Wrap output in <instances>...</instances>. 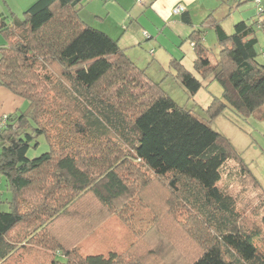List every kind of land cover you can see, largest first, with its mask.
I'll return each instance as SVG.
<instances>
[{"label":"trees","instance_id":"trees-1","mask_svg":"<svg viewBox=\"0 0 264 264\" xmlns=\"http://www.w3.org/2000/svg\"><path fill=\"white\" fill-rule=\"evenodd\" d=\"M217 1L196 27L189 11L177 14L191 27L185 40L193 71L177 57L167 70L190 95L204 78L220 85L222 94L204 108L206 119L174 101L116 39L82 21L83 0H35L9 21L0 18V85L27 102L0 126V175L8 192L6 198L0 192V264H126L127 251L83 254L78 247L146 178L164 181L199 220L184 227L196 243L182 247L185 264H264L254 244L259 229L241 224L234 197L218 184L232 158L259 182L209 124L226 109L264 119V63L255 34L264 32V3L251 0L257 18L241 19L228 32L222 21L249 0ZM208 29L215 56L204 41ZM41 135L48 150L30 156ZM87 197L98 203L93 218L82 209ZM260 222L264 228V200ZM141 263L138 254L135 264ZM163 264L179 263L170 256Z\"/></svg>","mask_w":264,"mask_h":264},{"label":"rangeland","instance_id":"rangeland-1","mask_svg":"<svg viewBox=\"0 0 264 264\" xmlns=\"http://www.w3.org/2000/svg\"><path fill=\"white\" fill-rule=\"evenodd\" d=\"M87 1L83 0V5ZM213 2L217 4L218 1ZM225 7L231 9L232 2H228ZM256 10L254 3L249 0L241 8L231 10L229 17L222 22L223 27L226 31L232 32L235 22L241 19H246L249 23L254 21L257 18ZM82 16L85 17L86 14ZM86 18L91 21L90 17L86 16ZM202 18L201 14L195 15L193 12V21L200 23ZM177 19V14H174L168 22L163 21L162 23L155 19L158 24V26L152 25L155 39L146 40V36L143 35L141 43L145 49L147 63L150 64L147 65L150 72L155 74L154 79L160 82L174 101L185 108L192 109L194 113L206 119L208 116L204 108L209 104L213 95L222 94L220 85L216 81H210L211 77H207L202 79L203 86L194 95H190L172 74L167 75L171 53L176 56L184 55L186 62L193 55L188 41L185 40L191 28L177 24ZM148 22L149 20H146V25ZM255 34L258 38L257 60L264 63V56H262L264 32L262 29H257ZM159 40L162 44H159ZM204 41L207 47L211 48L212 56H215L218 48L215 46L213 30L206 31ZM209 124L229 139L236 153L240 155L248 170L259 182V185L254 184L250 175L241 170L237 161L232 158L224 165L218 184L234 197L236 209L241 216V224L259 229V237L254 240V244L258 252L264 254V228L260 222L264 200V119L258 118L255 114L247 118L238 117L231 110L226 109L223 114L210 120ZM37 140L39 145L29 150L30 156L40 155L48 150L43 135L37 137ZM146 176H149L148 172ZM0 178V190L3 191L1 195L6 198L8 196L6 180L3 175H0ZM135 183H139L138 178L135 179ZM81 205L83 211L89 210V213L85 212L87 217H95L96 213H92L98 207L95 200L87 197L81 201ZM197 220V216L170 192V188L164 181L146 178L139 190L133 192L132 197L123 201L116 209L114 208L102 223L83 237L78 248L83 254L101 252L106 254L110 250L127 251L126 258H124L126 264H135L138 254L142 260L141 264H163V261L169 259L170 256L179 264H185L188 255L181 250L182 247L187 246L189 249L196 243L186 237L184 227L186 228V225ZM150 248L156 250L155 254L151 253ZM132 250H134V257L130 254Z\"/></svg>","mask_w":264,"mask_h":264},{"label":"crops","instance_id":"crops-1","mask_svg":"<svg viewBox=\"0 0 264 264\" xmlns=\"http://www.w3.org/2000/svg\"><path fill=\"white\" fill-rule=\"evenodd\" d=\"M34 1L35 0H0V18L9 21L12 15H20L22 11ZM213 1L214 0H142L139 2V0H88L86 4L83 5L82 3L80 5L78 13L82 21L85 20V23H90L89 25L106 32L112 38L116 39L118 44L124 48L126 54L139 67L145 68L150 77L154 79L155 74L151 73L149 70L148 65L150 64L147 63L148 59L145 49L143 48L144 46L141 43V39L144 35L143 32H149L147 33L146 40L154 38L155 35L152 33V25L158 26L155 19L162 23L163 21L168 22L174 15L172 14V8L179 3L183 4L185 9L189 11L192 20L193 12H195V15L201 14V16L204 17L210 8L216 6ZM84 13L87 17L91 18V21H89L86 16H82ZM259 17L261 19L264 18V13ZM146 20H149L148 25H146ZM176 23L185 25L179 21V15ZM192 23L193 27L199 24V22L193 20ZM157 38H159V36H157ZM158 42L162 44L160 40ZM4 43L5 39L0 33V46ZM190 49L192 50L191 45ZM192 54V58L188 59L187 62L184 55L176 56V54L171 53L169 58L177 57L181 59L183 65L188 70L193 71V50ZM26 107L27 103L22 97L15 95L6 87L0 85V118L3 115L14 116ZM0 192L3 194L2 190H0Z\"/></svg>","mask_w":264,"mask_h":264},{"label":"built area","instance_id":"built-area-1","mask_svg":"<svg viewBox=\"0 0 264 264\" xmlns=\"http://www.w3.org/2000/svg\"><path fill=\"white\" fill-rule=\"evenodd\" d=\"M257 3H259V0H256ZM185 9V6L183 4H177L172 8V14H179ZM145 36H147L146 32H143ZM7 115H3L0 119V126H4L6 123Z\"/></svg>","mask_w":264,"mask_h":264}]
</instances>
